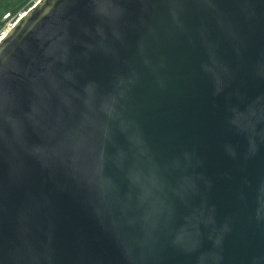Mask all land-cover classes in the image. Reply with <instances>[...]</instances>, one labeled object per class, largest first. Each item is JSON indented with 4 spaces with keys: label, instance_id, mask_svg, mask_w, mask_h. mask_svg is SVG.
Returning a JSON list of instances; mask_svg holds the SVG:
<instances>
[{
    "label": "water",
    "instance_id": "95a60500",
    "mask_svg": "<svg viewBox=\"0 0 264 264\" xmlns=\"http://www.w3.org/2000/svg\"><path fill=\"white\" fill-rule=\"evenodd\" d=\"M0 40V264H264V0H38Z\"/></svg>",
    "mask_w": 264,
    "mask_h": 264
},
{
    "label": "trees",
    "instance_id": "16d2710c",
    "mask_svg": "<svg viewBox=\"0 0 264 264\" xmlns=\"http://www.w3.org/2000/svg\"><path fill=\"white\" fill-rule=\"evenodd\" d=\"M37 0H0V35L7 24L15 21L32 8Z\"/></svg>",
    "mask_w": 264,
    "mask_h": 264
},
{
    "label": "rangeland",
    "instance_id": "374dc122",
    "mask_svg": "<svg viewBox=\"0 0 264 264\" xmlns=\"http://www.w3.org/2000/svg\"><path fill=\"white\" fill-rule=\"evenodd\" d=\"M9 25H10V23L7 24V28L4 29V31H3L4 33H6V32L8 31V29L10 28V27H8ZM11 25H12V24H11Z\"/></svg>",
    "mask_w": 264,
    "mask_h": 264
},
{
    "label": "built area",
    "instance_id": "2783aa9c",
    "mask_svg": "<svg viewBox=\"0 0 264 264\" xmlns=\"http://www.w3.org/2000/svg\"><path fill=\"white\" fill-rule=\"evenodd\" d=\"M37 1H38V0H37ZM37 1H36V2H37ZM11 26H12V25H9L8 27H11ZM4 34H5V33L2 32L1 35H0V37H2ZM0 40H1V39H0Z\"/></svg>",
    "mask_w": 264,
    "mask_h": 264
},
{
    "label": "snow or ice",
    "instance_id": "6c2138e0",
    "mask_svg": "<svg viewBox=\"0 0 264 264\" xmlns=\"http://www.w3.org/2000/svg\"><path fill=\"white\" fill-rule=\"evenodd\" d=\"M3 37H0V39H2Z\"/></svg>",
    "mask_w": 264,
    "mask_h": 264
}]
</instances>
